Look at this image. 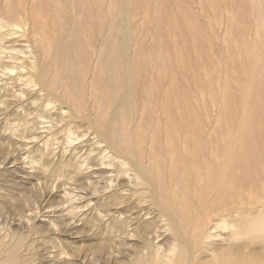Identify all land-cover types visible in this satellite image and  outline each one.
I'll list each match as a JSON object with an SVG mask.
<instances>
[{
  "label": "bare ground",
  "instance_id": "bare-ground-1",
  "mask_svg": "<svg viewBox=\"0 0 264 264\" xmlns=\"http://www.w3.org/2000/svg\"><path fill=\"white\" fill-rule=\"evenodd\" d=\"M135 2L136 0H125L123 2L119 13V16L122 17L120 23L110 21V17L103 13L99 16L96 27L108 29L111 28L110 25H116L112 27V30L120 34L124 39L130 30L127 22L128 14L131 12L130 10ZM253 2L254 5L258 4L259 8L256 6V9H258L256 13L257 16L259 15L262 28L264 29V0H253ZM86 3L93 7L95 0H91V3L90 0H86ZM97 3L102 7L105 0L97 1ZM97 3L95 4V10L98 9ZM56 6L59 7L58 3ZM57 10L47 9L45 0H3L0 8V49L6 51L2 43L7 40L6 38H11V36L16 34L19 35L18 37L25 38L26 44H28V47L24 48L22 52L12 56L15 59L14 62H21L19 65L16 64L15 67H11L0 63V67L10 74L17 70L18 74H15V82L17 81L16 84L21 86V88H18L12 84V88H6L9 86L6 83L14 79L2 78V81H0V105L10 114L14 113V108L17 109L18 106L24 105L22 104L23 102L33 103L36 98L35 95L39 96L40 90L45 92L48 90L46 87H49L50 79H48L47 69L50 70L53 67V63L48 64V68L44 69L43 59L45 61L46 58H50V60L53 58L58 64L63 59L62 57L65 56L68 60L67 62L70 63L72 61L71 65L76 64L72 54L81 43L82 27L84 25L82 22L77 24L76 20L73 23L74 25L72 24L73 26L67 28L60 35L58 31L61 27L56 24ZM144 14V16L148 17V11H145ZM49 18L51 19L47 22L46 19ZM49 31L52 32L51 37L45 35H49ZM55 36L59 37L55 38L56 43L54 39L53 42L55 44H52L50 39ZM126 43V41L122 42L121 40L120 44L113 47L116 57L119 56V62L117 61V63L128 66H125L126 80L124 79L125 82L123 81L124 84H128H123V94L119 97L117 103L118 96L116 97L114 93L112 94L109 88L105 90V93L108 94L104 96L103 100L109 105L108 111L110 113H105L106 116L110 115V125L106 124V127L101 129H97L94 125L93 134L97 137L95 138L96 140L86 142L84 147L79 144L80 146L77 147L76 153L75 145L74 147L71 145L81 139L79 137L81 132L76 133L79 130L77 126V130L74 131L69 128L73 125L71 123L73 119H70L71 121L66 119L68 120V125L65 134L61 133L64 134L61 141L66 147H73V152L75 151V153L68 150V153H60L58 160L50 161L53 169L61 170L64 176H67L65 177L66 181L68 182L69 180L71 182H68V189L61 191L64 196L62 198H65L63 199L64 202L61 203L62 200L58 201V203L56 202V207H61V211L42 213L41 209L39 210L38 207H35L30 216L22 215L21 230L17 227L11 230L12 232L8 229L9 232L7 231L8 233H6L9 225L5 227L6 229L1 228L0 253H3L4 256L2 255V257L0 254V264H44L42 261L49 257L46 254L34 253L35 246H37V243L34 245L37 237L34 235L40 234L41 226L46 228L48 233L51 232L50 234L54 235L50 237L46 235L47 237L44 238H48L47 241L51 240L49 242L50 245L57 248L53 257L48 259L51 262L49 261V263L45 264H70L71 262L72 264H81L79 256L82 257L81 250L85 248H87V251H84L86 255L90 253L92 257L93 253V257L91 260L88 258L84 264H264V157L259 158L255 153H258L259 148L257 151L255 148H257L259 142L256 140L250 141L253 124L255 123H253L254 118H250L248 109H246L252 96V91L257 89L262 81L259 73H264V34L260 39L259 50L252 55V60L250 61L251 70L249 74L247 73L248 80L243 87L240 122L232 121L237 128V132L231 140L228 139L225 142L224 151L226 157L224 160L218 161V163L213 161L210 155L208 157L203 155L204 160L199 159V156H202V152L207 147L203 148L201 138L200 142L198 140L193 141L196 135L193 132H196V129L197 132H200L201 124L189 119L187 122L186 94H183L186 89L182 91L178 89L174 76H170L171 79L166 81L167 77H164L166 70V72H162L161 76L162 81H166V87L163 91V104L159 108L161 115L165 118V123L161 124L160 121H156L153 126V132L157 133L161 138L155 136L154 143L162 140V142H159V145L162 143V147L158 149L151 147L153 149H150V153L141 151L140 142H136L135 138L140 136L138 132L141 131L143 133V126L139 124L138 128L133 131L129 124L138 109V103H136V99H138L136 97L140 95H137L139 93L137 89L138 81L142 80L143 77L141 73H138L137 64H139V61L137 56L132 57L133 55H130ZM59 44H61L60 50H57L56 46ZM174 47H177V45ZM19 55L25 56L19 58ZM111 57L110 52L108 53L106 48L102 54V62L107 66ZM65 59L62 60L61 65L65 64ZM80 64L81 62H77V65ZM135 64L137 65L136 69H134ZM67 65L65 64V67ZM142 66L144 67V64ZM76 68L77 66L73 67V70L70 69L74 71V75L75 72L76 74L78 73ZM185 70L183 71L184 75ZM51 71H53V68ZM60 71L61 69H59ZM69 71L65 73L73 75ZM59 72H56L57 75ZM53 73L52 77L54 76ZM65 73L62 75L66 76ZM139 74L142 77L141 79ZM57 75L53 77L54 82L58 80ZM167 75L169 76L168 73ZM61 76L60 78H62ZM181 76H183L182 73ZM65 81L62 80V82ZM192 81L196 84L193 88L200 90L199 93H202L201 90L204 85L198 80V77H192ZM154 82L155 80L146 84L143 89L145 95L148 96L147 98L152 99L157 91V86H155ZM68 86L70 87V85ZM81 89L83 91V88ZM206 90V94H202L201 98L199 96L198 100L205 103L208 100L210 104H213L215 93L212 85H210V89ZM48 92L53 94L55 91L50 90ZM67 94L69 95V92ZM54 95L57 94L55 93ZM57 97L55 96L54 98ZM230 98L231 93L224 91L221 100L223 104L221 105L224 106L225 112L231 110ZM68 99L70 101L74 99L71 92ZM39 100L41 99L39 98ZM65 101H60L61 105H66L69 111L67 110L68 113L66 112L68 115L65 112L63 113L66 110L64 108H61L60 112L57 111L62 116L61 118L64 119L65 116L69 117V115L77 117L76 113L80 111L76 110L77 105L75 104L76 108L72 110L73 106L68 105ZM105 102L104 104H106ZM115 103L118 107L114 105ZM50 104H52L50 101L45 104L46 114L48 113L47 111L54 108L53 106L49 108ZM37 109L39 110L40 108ZM144 110L150 115L152 104H148ZM159 111L156 110V113H159ZM52 112L50 113L53 114ZM155 115L159 117L158 114ZM43 116L44 114L41 113L42 118ZM223 118L224 120L221 122L229 124L228 119L225 116ZM96 119L98 121V118ZM48 121L49 119L43 118V123L46 124ZM98 128L100 127L98 126ZM191 133L194 135L192 136ZM247 137L249 138L248 141H246ZM47 140L45 141L46 143L42 144V147L30 148V153L32 152L34 157H30L32 162H29L31 164L37 163L35 167L38 171H42L46 166V162H43L40 157L44 156V154H41L43 150L47 151ZM91 143L96 144V147L99 148L95 149ZM102 143H105V145ZM247 150L251 152L250 155L246 154ZM45 156H48V154ZM53 156L55 157V155ZM94 167H96V170ZM29 168L31 167L29 166ZM42 175H45V173ZM22 177L25 178L26 176L23 174ZM33 184L35 183L33 182ZM63 184L65 183L63 182ZM63 184L62 187L64 186ZM17 187L13 183L12 188H14V191L15 189L17 190ZM28 189L30 188L28 187ZM10 192L5 190V197H12L13 191L10 190ZM28 192H22L23 195L20 193L22 196L18 199L14 197L11 199H14V202L15 200L19 202L25 201L23 200L24 198H32L31 193L33 196L35 194ZM136 201L141 203L139 207H135ZM63 203H67V207L60 206ZM28 205H31V203ZM28 208L30 207L28 206ZM23 211H25V208ZM21 213L23 214V212ZM24 213L27 214V212ZM39 216L46 218V222H41L39 225V222H37L40 219L38 218ZM1 223L3 224L4 222ZM74 229L76 231H72ZM46 230L44 231L45 234H47ZM69 231H72L71 235L79 236L78 242L86 240L90 235L93 238L97 235L96 238L102 236L103 239L97 240L90 245L82 243V247L85 246L84 249L80 250L79 247L75 246V249H70L68 252L67 241L63 243L57 241L60 240L58 238L60 234H65ZM61 240L64 239L62 238ZM31 252L34 253L33 256Z\"/></svg>",
  "mask_w": 264,
  "mask_h": 264
},
{
  "label": "rangeland",
  "instance_id": "rangeland-1",
  "mask_svg": "<svg viewBox=\"0 0 264 264\" xmlns=\"http://www.w3.org/2000/svg\"><path fill=\"white\" fill-rule=\"evenodd\" d=\"M97 1L100 2V0H95V4L97 3ZM124 1L125 0H105V3L102 7H100V5L97 3L98 9L95 10V4L93 5V7H91L86 3V0H45L47 9L52 11L58 9L56 24L61 27L58 33L62 35L63 32L66 31V29L70 26H73V23L77 20V24L82 22L84 25L82 27V40L80 45L73 51L72 54L73 59L76 63L74 65H71L72 61L70 60V63L67 62L68 60L65 56L62 58H66L65 64H68L66 67L64 63V67L63 64L61 65L63 59L58 62L59 65L57 64L55 59L53 60V58L51 60L50 58H46L45 61L43 59L42 63L43 65H45L43 66L44 69L48 68V64L53 63V71H51L52 68L50 69V67V70L47 69L48 79H50V84L48 82L49 87H46V89L48 90L46 92L40 90L39 96L35 95L36 98L33 100V103L27 101V103L23 102L22 104L24 105L18 106L17 109L14 108V113L11 114L5 111L3 106L0 105V229L5 228L7 227V225H9L7 229L5 228L6 233L9 232L8 229H10V232H12L11 230L16 229L17 227L20 228L19 230H21L20 223H23V220L21 219L22 215L30 216L31 212L33 213V208L35 207H38L39 210L41 209L42 213L61 211V207H56V202L58 203V201L61 200V203L64 202L63 199L65 198H62L63 192L61 191L63 189H68L69 183L71 182L69 180V183L66 181L67 179H65V177L67 176H64L61 170H54L50 165V161L54 162L58 160L57 158L59 157L60 153H68V150L72 153H75V151L77 153L78 146L83 145L84 147L86 142H93L92 140L95 141V138L97 137L93 134L94 125V127H96L97 129L106 127V124L110 125V115L106 116L107 112L110 113V111H108L109 105L103 100L104 96H107L108 94L105 93V90L106 88H109L112 94L114 93L116 97L118 96V100H116L117 103V101H119V97H121L123 94V86L128 84H124L126 80L125 68L128 66L125 64L120 65L119 63H117V61L119 62V56L116 57L115 53L113 52V47H116L118 44H120L121 40L122 42H127V50L130 51V55H133L132 57L137 56L139 64H137L138 67L135 64L136 66L134 69H136L137 67L139 70L138 73H141V76L143 77V81H138L139 83L137 89L139 90V93L137 94L136 92L137 95L140 94L138 97H136L138 98L136 99V103H138V109L136 111V114L133 116V120L129 124L133 131L138 128L139 124L143 126V133H141V131L138 132L140 136L135 138L136 142H140L139 147H141V151L147 153L151 151L150 149H158L162 147V143L161 145H159V142H162V140L154 143V137H160L159 135H157V133L153 132V126L156 121H160L161 124L165 123V118L161 115L159 108L163 104V91L166 87V81L171 79L170 76H174L178 89L181 91L186 89L183 94H186L185 101L187 103V122L189 119L201 124V130L198 129L200 132H197V129L196 132H193L195 130L192 131L196 134V138L194 136L193 141H199L201 138L203 148L205 149V147H207L204 152H202V156H199V159L204 160L203 158L208 157L209 155L212 157V160L217 163L218 161L225 159V142L228 139L231 140V138H233L234 134L237 132V128L232 123V121L240 122V111L242 109L243 103V87L248 80V74L251 70L250 61L252 60V55L259 50L260 39L264 34V29L262 28L260 17L259 15L257 16L256 13V10L258 11V9H256V6L258 4L254 5L253 0H136L133 8L130 10L131 12H129L128 14L129 17L127 22L129 23L130 30L128 31L129 33L127 34V36H125L124 39L120 34L115 33L112 30V27L116 25H110L111 28L108 29H99V27H96V25H98V19L100 18L99 16L103 13H106L108 17H110V21L112 20L114 22L120 23L122 17L119 16V13ZM57 3L59 7L56 6ZM2 4L3 0H0V8L2 7ZM86 5L88 6V8ZM257 8L259 7L257 6ZM145 11H148V17L144 16ZM184 17L185 19L183 20ZM50 19L51 18L46 19L47 22ZM50 32L51 31H49V35H45H52V32ZM18 36L19 35L16 34L11 36V38H6L7 40L5 39L6 41L2 43L6 51L0 49L1 65H3L2 63H4L11 67H15L16 64L19 65L21 63L20 61L14 62L15 59H13L12 56L16 55V53L18 52H22L24 48L28 47V44H26L25 38ZM57 37L59 36L53 37V40L50 39V42L52 44H55V38ZM54 39L55 43L53 42ZM176 45L179 48L174 47ZM60 46L61 44L56 46L57 50H60ZM104 48H107L108 53L110 52V57L112 56V59L110 58L109 64L107 66L102 62V54L105 51ZM24 56L25 55H19V58H23ZM142 59L145 60L142 61ZM77 62H81V64L77 65ZM143 64L144 67L142 66ZM103 65L104 69L102 68ZM178 65L179 67L184 68H179ZM188 65H191L192 68ZM76 66L78 73L76 74L75 72V76L73 74L74 71L72 70L73 67ZM187 67L189 68L185 70ZM58 68L61 69L60 72ZM69 70L73 75L66 74ZM184 70L186 76L183 73ZM57 71L59 72L58 75L56 73ZM51 72L56 73H53V77H56V75L58 76V80L56 82L53 81ZM162 72H166L164 73V77H167L166 81H162L161 79ZM16 73L18 74L17 70L14 71V73L10 74L7 71H4L2 67H0V81H2V78L14 79L12 81L8 80L9 82L7 81L9 84H6L9 86L6 88H12V84H14L18 88H21L20 85L16 84L17 81L15 82L17 75ZM64 73L66 74V76L62 75ZM167 73L169 74V76L167 75ZM181 73L183 76H181ZM259 74L262 77V85L260 86V83L257 89H254L252 91V96L249 99V103L246 109H248L250 118H254L253 123H255L253 124L252 137L250 141L256 140L259 142L257 148H255L256 151L259 148L258 153H255L257 157L263 158L264 73ZM60 76L62 78H60ZM64 76L65 78L63 79ZM141 76L139 74L140 79L142 78ZM194 76L198 77V80L204 85L203 89L201 90L202 93H199L200 90L198 91L197 89L193 88V86H196V84H194L192 81V77ZM77 79H79V81H77ZM59 80L63 84V87L62 84L59 83ZM62 80H66V83L62 82ZM153 80H155L154 84L155 86H157V91L154 97L150 99L147 98L148 96L145 95L143 89L146 87V84L152 82ZM54 83L55 85H53ZM59 85L61 86V88ZM68 85H70V87ZM210 85H212L215 93V100L213 104H210L208 100L206 103L198 100L199 96L201 98L202 94H206V89H210ZM71 86L74 88H72ZM81 88H83V91ZM137 89L135 90L138 91ZM50 90L55 92L52 94L48 92ZM224 91H229L231 93V110L229 112H225L224 106L221 105L223 104V101L221 100L223 98ZM68 92L69 95L67 94ZM70 92L71 94H73L74 98L72 101L68 99V97H70ZM55 93L59 98L57 97V95H54ZM55 96L57 98H54ZM39 98L41 100H39ZM149 99L150 101H148ZM62 100H66L65 102L68 105L73 106L72 110H75L74 108L76 107L77 111L80 110L76 113L77 117L73 116V118L69 115V117L65 116L64 119L61 118L62 116H60V114L58 113L60 112L61 108L66 109L65 111H63V113H68L69 111L66 105H61ZM42 101L44 102V104ZM48 101L52 103L49 105V108H52V106L54 107L49 110L50 112L53 111V114H51L49 111H47L48 113L46 114L45 104ZM104 102L106 104H104ZM116 103L114 105L118 107ZM33 104L34 106H32ZM75 104L77 105L76 107ZM148 104H152L150 115L144 110V108L146 109ZM37 108L40 109L38 110ZM155 109L159 111V113H156ZM41 113L44 114L43 118L49 119L48 123H43ZM155 114H158L159 117H157V115ZM224 116L228 119L229 124L222 123V120H224ZM96 118H98V121ZM66 119H68L69 121L73 119L71 123L75 126L72 125L69 128H71L73 131L77 130L78 128L79 130H77L78 132L76 133L81 132L79 135L81 139H78L77 142H74V144L71 145L73 147L75 145L76 147L74 152L73 147H66L63 144V141H61L68 125V120ZM219 122L221 123L218 124ZM98 126L100 128H98ZM81 134L83 137L81 136ZM191 134L190 138L194 135L192 134L191 136ZM46 140L48 141L47 151L43 150L41 154H44V156L40 157L43 162H46V166L44 167L45 169L43 168L44 170L42 169V171H38L35 167L37 163L35 164L34 162V164H31V158L34 157V154L32 152L30 153V150L34 149L37 146L42 147V144L46 143ZM248 140L249 138L247 137L246 141ZM91 144L95 149L99 148L96 147V144ZM102 144L105 145V143ZM101 145L100 147L103 146ZM25 153L27 157L25 156ZM46 154H48V156H45ZM246 154L250 155L251 152L247 150ZM53 155H55V157ZM29 166L31 168H29ZM94 169L96 170V167H94ZM43 173H45V175H42ZM49 173L51 174L49 175ZM23 174L26 176L25 178L22 177ZM36 178H38L39 180ZM49 180L51 181L49 182ZM33 182L35 184H33ZM63 182L65 184H63ZM13 183L18 186L17 190L15 189V191L14 188H12ZM62 184L64 185L63 187ZM28 187L30 189L32 188L31 191L30 189H28ZM5 190H8L9 193H11L10 190L13 191L11 196L17 199L23 195L22 192L27 193L28 190L30 193L33 192V194L35 193L37 195L35 196L34 194V197L31 193L32 198H24L23 200L25 201H20V203L16 200L14 202V199H11L12 197H5ZM20 193L22 195H20ZM29 203H31V205H33L34 207L28 205ZM139 204L141 205V203H137L136 201L135 207H139ZM63 205L60 206L64 208L67 207V203H63ZM28 206L32 210L28 208ZM22 207L25 208V211H23L24 208ZM38 208L37 212L39 211ZM21 212H23V214ZM24 212H27V214ZM38 218H40L37 220V222H39V225L41 222H46L45 220H47L43 216H39ZM1 222L4 223L2 224ZM43 228V226L40 227V234L38 233L34 235L35 237L37 236L35 239L36 241H34V245L37 243V246H35V252L33 250L32 252L37 254L40 253L43 255L46 254V256L49 258L45 259L47 261H42V263L45 264L47 262L49 263L50 260L48 259H51L53 257V255L57 251V248L53 247V245H50L49 242H51V240L47 241L48 238H44L47 237L46 235H48V237L54 235L50 234V231V233H48V230L44 228L47 233L45 234V230ZM72 231H76V229ZM72 231H69L65 234H60V236L58 237L60 240L57 241L60 243L67 241L68 244H66V246L68 252L70 249H75V246L79 247L80 250L84 249L85 246L82 247V243H86L85 245H90L97 240L103 239L102 236L96 238L98 236L97 235L93 238V236L90 235L91 239L89 236V238H87L86 240H82V242L80 240V242H78L79 236H74L75 234L71 235L70 233H72ZM41 236L43 237L41 238ZM55 236L57 237V235ZM83 236L85 237V235ZM83 236L81 237L84 238ZM62 238L64 240H61ZM81 251L82 257L79 256V260H81L82 262L81 263L79 261L81 264L86 263V260L88 258L90 260L92 259L93 253L91 257L89 252H87L89 253L87 255L86 252H84L87 251V248ZM32 252L31 255L33 256L34 253ZM2 255L4 256L3 253L1 254V256ZM70 264H72V262Z\"/></svg>",
  "mask_w": 264,
  "mask_h": 264
}]
</instances>
